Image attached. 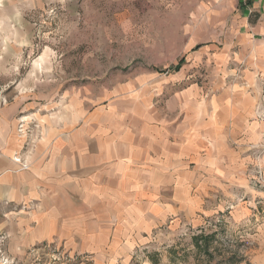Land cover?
<instances>
[{"label": "rangeland", "instance_id": "374dc122", "mask_svg": "<svg viewBox=\"0 0 264 264\" xmlns=\"http://www.w3.org/2000/svg\"><path fill=\"white\" fill-rule=\"evenodd\" d=\"M229 11L219 0H0V117L20 140L45 136L67 97L92 108L121 97L127 111L133 99L200 104L226 139L192 215L114 264H264V46L242 39ZM8 241L0 263L16 264ZM60 252L40 264H95Z\"/></svg>", "mask_w": 264, "mask_h": 264}, {"label": "crops", "instance_id": "0c3cea01", "mask_svg": "<svg viewBox=\"0 0 264 264\" xmlns=\"http://www.w3.org/2000/svg\"><path fill=\"white\" fill-rule=\"evenodd\" d=\"M219 1L234 13L233 30L264 46V0ZM120 98L93 108L62 98L37 139L20 140L0 117V235L16 264L46 263L52 250L114 264L192 215L193 190L206 186L207 162L213 167L226 144L220 126L200 104L187 112L179 102L173 111L133 99L127 111Z\"/></svg>", "mask_w": 264, "mask_h": 264}, {"label": "trees", "instance_id": "16d2710c", "mask_svg": "<svg viewBox=\"0 0 264 264\" xmlns=\"http://www.w3.org/2000/svg\"><path fill=\"white\" fill-rule=\"evenodd\" d=\"M183 63V60H181L179 63H178V65H176L174 68H173V70H177L178 68H179V66L181 65ZM203 238V237H202Z\"/></svg>", "mask_w": 264, "mask_h": 264}, {"label": "built area", "instance_id": "2783aa9c", "mask_svg": "<svg viewBox=\"0 0 264 264\" xmlns=\"http://www.w3.org/2000/svg\"><path fill=\"white\" fill-rule=\"evenodd\" d=\"M15 161H16L17 163H19V164H20V163L22 164V162H21V160H20V159H15ZM22 167H23V169H24V168H27V165H26V164H24V166H22Z\"/></svg>", "mask_w": 264, "mask_h": 264}]
</instances>
